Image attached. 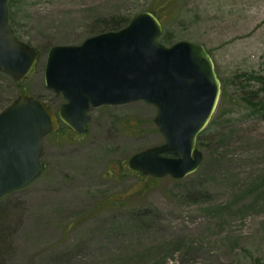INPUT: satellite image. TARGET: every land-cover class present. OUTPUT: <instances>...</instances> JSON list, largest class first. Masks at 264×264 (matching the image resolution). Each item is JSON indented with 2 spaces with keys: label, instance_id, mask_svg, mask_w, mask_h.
<instances>
[{
  "label": "rangeland",
  "instance_id": "rangeland-1",
  "mask_svg": "<svg viewBox=\"0 0 264 264\" xmlns=\"http://www.w3.org/2000/svg\"><path fill=\"white\" fill-rule=\"evenodd\" d=\"M9 7L39 64L22 83L0 71V112L23 91L58 109L65 100L45 84L50 47L80 44L144 10L166 20L164 43L205 45L231 100H220L213 118L225 105L224 114L199 136L203 163L182 179H154L129 165L133 154L165 142L153 104L93 106L85 134L61 124L43 139L42 175L0 201V264H264V114L236 103L251 73L264 74V0H10Z\"/></svg>",
  "mask_w": 264,
  "mask_h": 264
},
{
  "label": "water",
  "instance_id": "water-1",
  "mask_svg": "<svg viewBox=\"0 0 264 264\" xmlns=\"http://www.w3.org/2000/svg\"><path fill=\"white\" fill-rule=\"evenodd\" d=\"M9 0H0V71L22 83L38 69L39 51L20 39L10 23ZM164 25L144 10L116 30L80 44L50 47L45 84L65 100L21 92L0 112V201L40 177L43 139L65 123L85 134L93 106L143 100L157 108L161 145L133 154L129 165L153 177L182 179L203 163L197 146L219 106L222 80L204 44L160 40Z\"/></svg>",
  "mask_w": 264,
  "mask_h": 264
},
{
  "label": "trees",
  "instance_id": "trees-1",
  "mask_svg": "<svg viewBox=\"0 0 264 264\" xmlns=\"http://www.w3.org/2000/svg\"><path fill=\"white\" fill-rule=\"evenodd\" d=\"M9 4H10V0H9ZM152 12L155 13V11H153V10H152ZM155 14L159 17V15L157 13H155ZM159 18L161 19V17H159ZM131 19H129V20L125 21V22H123L122 19L114 20L113 22H111V23L114 24L113 27H105V28L101 29V31H99V32L119 29V28L127 25L131 21ZM161 21H162L163 25H165L166 20L163 21V19H161ZM10 22H11V19H10ZM107 23H109V22H107ZM15 32H16V30H15ZM16 34H17V32H16ZM18 37H19V35H18ZM160 40L162 42H164V40L166 41L167 38H165L164 35L162 34L161 37H160ZM167 41H169V40H167ZM249 77L250 78H248V80L250 82L252 80H256V81L259 82V84H254V83H250L249 82L250 84L248 83L247 86L246 85H242L241 86L242 88H240V90H239L240 92L238 93V96H237L238 100L236 99V103L239 106L245 105V108L248 109L251 114H264V74L253 72V73H251V76H249ZM230 100H231V98L228 95L227 84L224 82L223 91H222V97H221V103L222 104L223 103H227L228 104V103H230ZM225 108H226V106L224 105L222 107V109H221V113L220 114L217 113L215 115V117L211 120L210 125L211 124H215L217 122L216 119H219V117H221L224 114ZM203 143L204 142L201 141L200 137H199L198 138V147L199 148L203 147ZM152 178L157 179L155 177H152Z\"/></svg>",
  "mask_w": 264,
  "mask_h": 264
},
{
  "label": "bare ground",
  "instance_id": "bare-ground-1",
  "mask_svg": "<svg viewBox=\"0 0 264 264\" xmlns=\"http://www.w3.org/2000/svg\"><path fill=\"white\" fill-rule=\"evenodd\" d=\"M106 128H107V127L104 126V127H103V130H106ZM100 133H101V132H100Z\"/></svg>",
  "mask_w": 264,
  "mask_h": 264
}]
</instances>
